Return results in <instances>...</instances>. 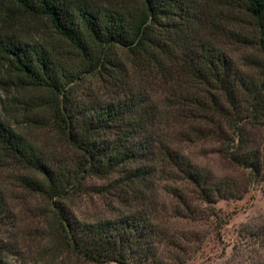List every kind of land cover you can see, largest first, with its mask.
Returning a JSON list of instances; mask_svg holds the SVG:
<instances>
[{"label":"trees","instance_id":"obj_1","mask_svg":"<svg viewBox=\"0 0 264 264\" xmlns=\"http://www.w3.org/2000/svg\"><path fill=\"white\" fill-rule=\"evenodd\" d=\"M94 80L107 94L76 97ZM0 89L10 99L2 111L15 105L25 117L16 128L0 115V167L11 159L33 173L23 182L52 203L63 246L89 262L156 264L162 245L181 247L146 214L77 221L62 202L88 178L121 174L128 204L125 193L147 199L160 174L180 179L218 220L215 204L247 187L182 149L207 142L264 183V134H249L264 130V0H0ZM184 123L179 138L168 134ZM31 128L78 161L54 166L27 139ZM180 195L173 212L199 216Z\"/></svg>","mask_w":264,"mask_h":264},{"label":"rangeland","instance_id":"obj_2","mask_svg":"<svg viewBox=\"0 0 264 264\" xmlns=\"http://www.w3.org/2000/svg\"><path fill=\"white\" fill-rule=\"evenodd\" d=\"M241 63L242 52L231 53ZM243 68V67H242ZM245 69V68H244ZM249 75H255L245 69ZM108 90L104 84L94 80L81 84L76 97L92 99L94 93L104 96ZM15 94H18L17 92ZM0 100L7 104L4 91L0 89ZM17 113V114H16ZM0 115L5 121L18 127L23 122L18 107L11 106V112ZM20 124V123H18ZM187 124L168 129V134L176 137L186 131ZM249 134H264V130ZM27 139L36 146L46 160L54 166L72 165L78 161V155L66 144L54 138L47 129L31 128ZM179 138V137H178ZM215 144L207 142L199 145L183 143L182 149L192 159L208 168L218 177H231L242 186L246 193L239 198L220 200L215 204L218 220L209 216L205 205L193 202V189L185 181L160 174L153 185L144 188L147 199H136L133 190L125 193L128 203L124 201V187L116 183L121 174L107 179L88 178L84 187L63 200L79 222L98 223L117 217L123 212L146 214L155 218L167 235L180 248L161 246L160 260L156 264H264V235L258 234L264 228V183L251 184L248 173L237 168L229 161L215 153ZM33 178V173L9 159L0 167V251L4 264H96L80 255L74 254L63 246L61 229L56 221L52 203L38 194L23 180ZM177 178V176H176ZM114 186L116 189H114ZM128 191L127 189H125ZM184 197L200 211L194 218L181 217L174 213V208L181 206ZM152 198L150 201L149 199ZM145 200L144 206L142 201ZM145 208V209H144ZM112 264V263H111ZM148 264V263H146ZM154 264V263H153Z\"/></svg>","mask_w":264,"mask_h":264}]
</instances>
